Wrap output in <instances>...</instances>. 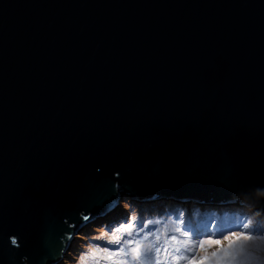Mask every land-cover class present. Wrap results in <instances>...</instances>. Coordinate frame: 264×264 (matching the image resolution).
Wrapping results in <instances>:
<instances>
[{
	"label": "water",
	"instance_id": "95a60500",
	"mask_svg": "<svg viewBox=\"0 0 264 264\" xmlns=\"http://www.w3.org/2000/svg\"><path fill=\"white\" fill-rule=\"evenodd\" d=\"M114 171L138 200L264 185V0H0V264H58Z\"/></svg>",
	"mask_w": 264,
	"mask_h": 264
},
{
	"label": "clouds",
	"instance_id": "9594fccd",
	"mask_svg": "<svg viewBox=\"0 0 264 264\" xmlns=\"http://www.w3.org/2000/svg\"><path fill=\"white\" fill-rule=\"evenodd\" d=\"M111 187L110 203L119 213L97 222L81 209L77 215L85 230L65 221L57 251L60 264H264V185H251L229 197L227 202L239 204L232 211L236 226L223 231L216 219L206 231L195 224L201 214L217 211L201 208L203 201L188 208V197L161 200L154 193L147 203H139L123 193L128 186L121 185L119 171L113 172ZM105 215H110L107 209ZM8 242L11 248L21 247L18 235L10 234ZM19 264H29V257L21 255Z\"/></svg>",
	"mask_w": 264,
	"mask_h": 264
},
{
	"label": "rangeland",
	"instance_id": "374dc122",
	"mask_svg": "<svg viewBox=\"0 0 264 264\" xmlns=\"http://www.w3.org/2000/svg\"><path fill=\"white\" fill-rule=\"evenodd\" d=\"M160 199L164 200L162 198ZM237 201H239V199H237ZM141 203H147V202H141ZM190 206H193V204L191 202L187 203L186 207H190ZM238 206L239 204L237 202L232 206L211 207L217 210L216 213L214 215L213 214H207L205 216L200 215L195 221V224L198 225L202 230L206 231L209 221L212 219H216L221 225V229H220L221 231L226 230L227 227H235L236 224L234 223V221L237 220V217L232 214V211L236 209ZM114 209L115 212L112 211V213L106 219H111L119 213L120 211L119 209H117L116 207ZM260 227L264 228V224L260 225ZM82 230H85V227H83ZM74 243L75 242H73V245ZM58 264H60V262Z\"/></svg>",
	"mask_w": 264,
	"mask_h": 264
},
{
	"label": "bare ground",
	"instance_id": "6f19581e",
	"mask_svg": "<svg viewBox=\"0 0 264 264\" xmlns=\"http://www.w3.org/2000/svg\"><path fill=\"white\" fill-rule=\"evenodd\" d=\"M204 202H205V201H204ZM114 208H115V207H114ZM114 208H111V209H110L109 214L112 213V210H113ZM107 217H108V216H106V215L101 216L100 218L97 219V221H98L99 219H106Z\"/></svg>",
	"mask_w": 264,
	"mask_h": 264
},
{
	"label": "trees",
	"instance_id": "16d2710c",
	"mask_svg": "<svg viewBox=\"0 0 264 264\" xmlns=\"http://www.w3.org/2000/svg\"><path fill=\"white\" fill-rule=\"evenodd\" d=\"M139 203H141V202H139ZM192 206H190V207H188V208H191ZM202 216H205V215H207V214H201ZM214 215V214H213Z\"/></svg>",
	"mask_w": 264,
	"mask_h": 264
}]
</instances>
